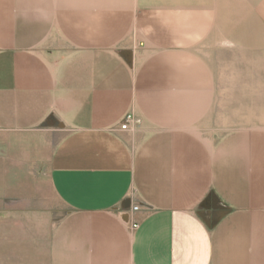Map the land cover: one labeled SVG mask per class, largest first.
<instances>
[{
	"label": "crops",
	"instance_id": "0c3cea01",
	"mask_svg": "<svg viewBox=\"0 0 264 264\" xmlns=\"http://www.w3.org/2000/svg\"><path fill=\"white\" fill-rule=\"evenodd\" d=\"M105 16L104 0H0V206L59 201L51 264H264V206L231 151L219 166L193 145L211 137L188 115L121 129L144 92Z\"/></svg>",
	"mask_w": 264,
	"mask_h": 264
},
{
	"label": "rangeland",
	"instance_id": "374dc122",
	"mask_svg": "<svg viewBox=\"0 0 264 264\" xmlns=\"http://www.w3.org/2000/svg\"><path fill=\"white\" fill-rule=\"evenodd\" d=\"M104 1L107 38L121 29L114 50L144 92L127 116L177 130L188 115L182 129L211 137L193 145H210L219 166L231 151L234 182L243 178L264 206V0ZM43 202L0 206V264H51V237L65 209L50 195Z\"/></svg>",
	"mask_w": 264,
	"mask_h": 264
},
{
	"label": "built area",
	"instance_id": "2783aa9c",
	"mask_svg": "<svg viewBox=\"0 0 264 264\" xmlns=\"http://www.w3.org/2000/svg\"><path fill=\"white\" fill-rule=\"evenodd\" d=\"M131 124L138 125L139 121L136 120L133 116L128 115V116H126L124 124L121 126V129L122 130H127ZM139 210H140V206H134L132 208L133 212H137ZM137 227H138V225L136 223H134L133 224V228H137Z\"/></svg>",
	"mask_w": 264,
	"mask_h": 264
},
{
	"label": "bare ground",
	"instance_id": "6f19581e",
	"mask_svg": "<svg viewBox=\"0 0 264 264\" xmlns=\"http://www.w3.org/2000/svg\"><path fill=\"white\" fill-rule=\"evenodd\" d=\"M254 55V54H253ZM250 72V71H249ZM264 89V88H263Z\"/></svg>",
	"mask_w": 264,
	"mask_h": 264
}]
</instances>
